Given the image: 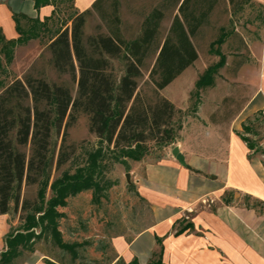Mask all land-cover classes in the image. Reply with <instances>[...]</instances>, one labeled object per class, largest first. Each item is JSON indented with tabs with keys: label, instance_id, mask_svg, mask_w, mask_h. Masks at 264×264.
<instances>
[{
	"label": "trees",
	"instance_id": "1",
	"mask_svg": "<svg viewBox=\"0 0 264 264\" xmlns=\"http://www.w3.org/2000/svg\"><path fill=\"white\" fill-rule=\"evenodd\" d=\"M102 1L97 0L92 9H97ZM221 1L165 0L145 17L140 34L127 41L116 27L119 24L118 3L113 0L110 22L114 28L107 35L88 37L86 43L90 50L83 43L85 16L89 11L71 17L70 27L58 31L47 48L53 69L68 75L76 84L75 97L67 87L49 85L42 79L29 76L7 85L0 81V215L8 212L12 194L17 210L23 185L41 184L38 197L44 199L47 184L43 179L51 164L48 154L52 129L59 133L64 127L56 168L70 160L73 151L65 150L66 129L80 115L87 118L88 131L96 136L98 144L87 153L83 165L76 167L72 174L63 173L51 183V197L38 217L26 216L20 230L7 234L5 250L0 252V263L6 261L17 246L26 247L31 240L39 238L45 222L52 227L54 242L73 253L74 245L62 242L57 230L61 216L57 208L65 205L67 197L83 190H91L93 200L99 202L104 191L111 186L104 179L101 163L105 152L125 164L126 159L140 161L149 153L152 144L162 148L174 142L176 131L181 129L173 125L177 110L168 99L159 95V91L196 61L198 55L191 38ZM226 1L233 6L241 0ZM47 2L36 0L35 7ZM174 11L176 14L168 34L162 38L160 22L166 14ZM14 21L20 36L16 40L4 41L0 35V55L6 64L12 60L13 49L36 39L37 31L44 26L35 22L28 31H22L17 18L14 17ZM225 36L221 30L210 44V50L220 46ZM213 52L219 55V61L199 77L195 82L196 89L212 86L215 72L224 65L225 57L218 49ZM115 59L124 63L118 78L111 68V60ZM148 61H153L148 70L151 96L141 93L137 82ZM241 139L249 150L254 151V144L245 137ZM26 205L27 201L21 202V208ZM36 228H40V233H35ZM128 264H137V261ZM151 264L162 263L159 258Z\"/></svg>",
	"mask_w": 264,
	"mask_h": 264
},
{
	"label": "rangeland",
	"instance_id": "2",
	"mask_svg": "<svg viewBox=\"0 0 264 264\" xmlns=\"http://www.w3.org/2000/svg\"><path fill=\"white\" fill-rule=\"evenodd\" d=\"M115 1L118 3L119 18L116 27L122 38L129 41L140 34L145 17L165 0ZM112 3L113 0H103L97 9L89 10V14L85 16L83 43L88 50H90L86 43L88 37L107 35L114 28L110 22ZM174 14L176 11L166 14L161 20L159 30L162 38L168 34ZM59 23L60 21L52 22L48 25L49 31L41 38L18 50L14 62L6 65L2 59L0 81L4 85L29 76L42 79L49 85L67 87L71 96L75 97L76 84L68 75L59 74L53 69L47 48L59 28ZM221 30L226 38L220 46H214L213 50L218 49L220 55L225 57L224 65L215 72L212 86L196 89L195 82L199 77L208 67L219 61V55L210 50V44ZM191 41L198 55L196 61L166 88L159 91V95L168 99L177 110L173 125L181 129L176 131L174 142L179 138L184 125L189 132L192 127H196L202 131V134L209 127H218L222 135L237 126L238 133L254 144V151H250L252 157L262 159L264 162L263 4L255 0H241L231 6L226 0H222L214 7ZM123 64L121 59L111 60L115 77L118 78L122 74ZM152 64L153 61L147 62V67L142 70V76L137 80L139 91L147 96H151L152 90L148 78V70ZM63 133L64 127L59 133L55 129L51 131L48 154L51 164L43 179L47 184L44 199L38 197L41 184L23 185L17 210L14 209V194H12L8 212L0 215V252L5 250L7 234L20 230L26 216L36 218L40 215L51 197L49 188L51 183L61 178L63 173L72 174L76 167L84 164L87 153L98 145L96 136L88 131L87 118L80 115L76 122L66 129L65 150L73 151L70 160L56 168L55 162L62 144ZM162 148L152 144L151 150L142 159L157 158ZM20 150L26 149L20 148ZM126 160L125 164H122L112 154L105 152L101 163L104 166V179L111 183V186L104 191L99 202L93 200L91 190H83L75 196L67 197L65 205L57 208L58 213L61 214L57 221V230L62 242H74L73 253L63 252L65 250L53 240L52 227L45 222L39 238L31 240L26 247L17 246L9 258L0 264H23L33 255L43 253L56 261H61L62 252L66 264H86L82 257L90 255L91 252L94 254L92 251L94 242L103 241L102 238L112 235L136 232L145 222L148 209L136 198L132 177L129 184L125 182V174L132 170ZM224 198L225 202H229L228 204L232 206L246 207L259 216L264 215V205L249 197L227 193ZM22 201H27L25 208H21ZM35 233H40V228H36ZM77 245L79 246L76 248Z\"/></svg>",
	"mask_w": 264,
	"mask_h": 264
},
{
	"label": "crops",
	"instance_id": "3",
	"mask_svg": "<svg viewBox=\"0 0 264 264\" xmlns=\"http://www.w3.org/2000/svg\"><path fill=\"white\" fill-rule=\"evenodd\" d=\"M96 1L48 0L36 8V0H0V35L4 41L20 36L14 17L22 31L35 22L44 24L36 39L49 31L52 22L60 21L56 31H62L70 27L71 17L91 10ZM255 1L264 6V0ZM36 39L17 45L11 62L18 50ZM0 59L3 68L2 55ZM262 86L264 89V72ZM217 128L209 127L202 134L196 127L189 132L184 125L179 138L163 147L157 158L126 160L132 170L126 173L129 181L125 174V182L129 184L132 177L136 198L148 215L136 232L94 242V254L82 257L86 264H128L133 260L151 264L159 258L162 264H264V215L232 206L224 198L232 193L264 205V162L252 157L237 126L225 135ZM174 147L183 162L173 157ZM63 252V262L43 253L23 264H66Z\"/></svg>",
	"mask_w": 264,
	"mask_h": 264
},
{
	"label": "water",
	"instance_id": "4",
	"mask_svg": "<svg viewBox=\"0 0 264 264\" xmlns=\"http://www.w3.org/2000/svg\"><path fill=\"white\" fill-rule=\"evenodd\" d=\"M172 155H173V157H175L178 161L183 162L182 157L178 154V149H177V147H174V148H173V150H172ZM126 179H127V181H129V176H128V174H126Z\"/></svg>",
	"mask_w": 264,
	"mask_h": 264
}]
</instances>
